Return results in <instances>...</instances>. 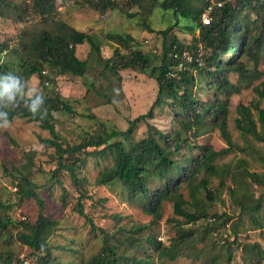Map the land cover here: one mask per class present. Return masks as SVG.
I'll return each mask as SVG.
<instances>
[{
	"label": "trees",
	"instance_id": "1",
	"mask_svg": "<svg viewBox=\"0 0 264 264\" xmlns=\"http://www.w3.org/2000/svg\"><path fill=\"white\" fill-rule=\"evenodd\" d=\"M57 1L0 0L2 19L12 16L8 9L3 11L5 6L12 8L20 21L40 16L45 23L36 31L19 33L13 44L11 36L1 37L0 76L13 72L28 82L34 75L38 78L39 92L45 98L46 116L34 118L21 105L8 112V119L36 123L49 134L38 136L44 147L53 149L56 166L48 181L60 186L64 202L67 192L60 176H67L76 192L72 210L85 218L92 232L100 233L101 248L82 264H173L180 257L196 260L195 264H264V244L247 240L249 228L264 229V80L253 86L257 99L236 106L237 116L233 121L242 145L233 139L228 129L229 96L238 92L237 85L259 75L256 65L264 56V0H229L214 11L208 24L200 21L205 0H148L152 6L160 2L175 19V23L160 31L165 38L161 50L157 53V49L155 52L134 49L124 54L115 47L112 55L106 58L102 57L100 43L93 35L57 19ZM144 1L131 0V3L144 6ZM78 2L101 14L115 7L114 0ZM179 19L186 22L188 32L193 35V50L201 44L207 54L202 55V65L187 63L186 69L178 72L177 79L167 73L178 63L173 53L187 49L178 36L170 35ZM195 30L198 31L196 35ZM106 38L123 47L128 46V39H131L129 34L121 33H107ZM83 42L89 44V57L80 59L75 47ZM154 56L159 57V62L153 65L150 61ZM95 66L101 67L99 73L108 72L118 82L122 80L119 74L122 69L148 75L157 84L155 99L146 113L128 120L125 129L98 124L94 132L70 143L56 129L55 114L76 116L77 110L72 100L58 92L57 79L67 74L85 79ZM231 75H236L237 83L232 82ZM91 77L92 80L86 82L87 90H95L111 104L113 100L96 87L97 78ZM203 84L207 86L202 87ZM206 91L212 95L202 99L201 93ZM156 105L170 108L178 127L168 133L156 129L155 134L149 127L146 136L133 139L135 125L152 118ZM198 121L216 128L225 146L215 149L211 144L198 142ZM235 151L245 156L216 163L217 158ZM88 156L98 157L97 166L105 163L98 170L94 184L120 187L130 202L140 205L151 217L149 223L130 221L128 227L117 225L111 231L94 224L84 212L83 199L89 195L84 187L86 178L80 176ZM249 160L257 161L262 170L250 169ZM34 162L32 155L25 164L4 167L11 182L16 181L18 202L34 200L37 205L36 219L20 221L21 229L15 237L32 251L31 255L36 254L37 264H54L50 258V241L58 222L45 212L46 201L40 192L46 190L48 195L49 192L43 183L31 176ZM211 177H217L221 187L229 183L227 190L237 210L235 215L207 211V203L218 198L217 190L214 192L208 187ZM256 187H261L258 194ZM184 188L188 198L184 196ZM164 202H170L173 214L181 218L175 219L174 233L167 242L159 240L152 229V224L161 218ZM11 206L9 200H0V209L4 211L0 213V237L13 223L8 214ZM245 217L248 225H245ZM2 247L0 244V264H11L14 253Z\"/></svg>",
	"mask_w": 264,
	"mask_h": 264
},
{
	"label": "rangeland",
	"instance_id": "2",
	"mask_svg": "<svg viewBox=\"0 0 264 264\" xmlns=\"http://www.w3.org/2000/svg\"><path fill=\"white\" fill-rule=\"evenodd\" d=\"M76 2L77 0H58L56 4L57 19L64 20L77 29L93 35L100 43L103 58L110 57L115 47H119L124 54H128L134 49H140L143 52L157 49L158 53L165 39L160 31L175 23L171 11L163 9L160 2H156L152 6L148 0H145L143 2L144 7L139 6V3H131V0H114L115 7L107 9L102 14L86 4ZM7 9L11 11L12 16L8 20L0 17V39L11 36V43L13 44L17 42L19 33L26 30L36 31L42 25H45L40 16H36L31 20L23 19L20 21L15 18L16 14L12 8L4 6L3 11ZM126 12L134 13V15L129 17ZM107 33L129 34L131 39H128V46L123 47L119 43L106 38ZM197 33L198 31L195 30L194 35ZM171 34L178 36L180 43L187 46V49H191L190 51H198L197 53L200 54L201 59L203 54H207L202 50L201 44H198L197 49L193 50V35L188 32L186 22L181 19H179L178 25L173 26ZM89 51L90 47L87 42L75 47V54L80 59L88 58ZM158 62L159 57L156 56L150 61L153 65ZM100 68V66H95L90 70L89 75L85 76V79L70 74L59 76L57 79L58 92L72 100L74 108L77 110L76 116L64 115L61 112L55 114L56 129L70 143L79 141L88 132H94V128L98 124L125 129L128 126V120L146 113L155 99L157 84L148 75L134 69H122L119 71L122 80L118 82L108 72L99 73ZM256 68L259 71L258 77H252L250 81L240 83L237 85L238 92L229 96L228 129L233 139L241 145L242 141L233 121L237 116L236 106L239 103L247 105L250 101L258 98L253 86L264 80V56L260 59ZM45 72L46 70H44ZM91 75L97 78L96 87L99 91L102 94L106 93L113 100L111 104L106 103L105 97L95 90H87L86 82L92 80ZM178 77L177 75L176 78L178 79ZM231 80L237 83L236 75H231ZM28 83L37 88L38 91L41 90L36 75L32 76ZM206 86L207 84L202 85V87ZM210 95H212V92L206 91L205 94L201 93V98L205 99L204 96ZM87 115L93 117L90 118ZM202 124L201 121L196 124L199 133L198 142L211 144L215 149L225 146V142L216 128ZM149 127L152 128V132L158 129L163 133H168L176 129L178 123L175 121L170 108L156 105L153 108L152 118H147L135 125L133 139L146 136ZM38 136L47 137L49 134L41 130L36 123L19 118L11 121L8 129H0V200L3 202L9 200L12 203V206L8 209V214L13 219V223L7 227L6 233L0 237L2 250L6 248L14 253L11 264H20L19 256H26L34 264L38 263L36 254L31 255L30 252L32 251L17 241L15 237V234L21 229L20 221H34L36 219L37 205L34 200L18 202L16 191L13 189V186H16V181L12 183L11 179L4 173V167L9 168L11 165L25 164L33 155L35 162L32 165L33 172L31 176L35 181L43 183L48 188L49 195L46 190L40 192L46 201L45 212L58 222L57 230L52 234L50 241V258L54 264H82L84 260L86 261L101 248V235L97 231L92 232L85 218L72 210L71 207L76 201V192L67 176H60L67 192L64 202L61 201L62 191L60 186L48 181L51 170L56 166L52 158L53 149L44 147L38 140ZM254 146L257 147L256 143ZM181 153H184V150ZM193 153H196V150ZM239 156L245 155H242L239 151L231 152L217 158L216 163L234 161L235 157ZM97 160H99L98 157L88 156L80 173V176L86 178L84 187L89 195V197L83 199L85 214L93 220L96 226L104 227L110 231L115 229L117 225L128 227L131 222L149 223L151 217L142 211L140 205L130 202L120 187L110 188L94 184V178L98 170L105 164L103 162L100 166H97ZM249 167L252 170H262L257 161L249 160ZM228 186L229 183L227 182L226 186L221 187L217 177L210 178L208 187L214 189V192L215 189L217 190L216 193L218 192V198L214 202H206L207 211L210 214L224 211L234 215L237 213L229 196ZM260 189L261 187L255 188L256 194L259 193ZM183 192L184 196L188 198L187 189L184 188ZM203 199L207 200L205 195H203ZM0 213L3 214L4 211L0 209ZM177 218L181 220L180 217L173 214L172 204L164 202L161 218L155 224H152L153 232L159 240L167 242L168 238L173 235L176 226L175 219ZM244 222L245 225H248L246 217ZM259 232L258 229L249 228L247 240H257L264 244V230L261 233ZM10 234H12V237H10ZM236 256L239 261V252L237 251ZM172 263L195 264L196 260L180 257Z\"/></svg>",
	"mask_w": 264,
	"mask_h": 264
},
{
	"label": "clouds",
	"instance_id": "3",
	"mask_svg": "<svg viewBox=\"0 0 264 264\" xmlns=\"http://www.w3.org/2000/svg\"><path fill=\"white\" fill-rule=\"evenodd\" d=\"M44 96L37 88L31 86L21 76L9 72L0 76V129H8L11 122L8 112L21 105L35 118L43 119L47 111L44 109Z\"/></svg>",
	"mask_w": 264,
	"mask_h": 264
},
{
	"label": "built area",
	"instance_id": "4",
	"mask_svg": "<svg viewBox=\"0 0 264 264\" xmlns=\"http://www.w3.org/2000/svg\"><path fill=\"white\" fill-rule=\"evenodd\" d=\"M229 0H205V4L202 12L200 13V21L203 24H208L212 20L213 13L216 9L223 6L225 2ZM147 42V40H145ZM155 52L156 50L153 49ZM173 57L178 59V63L173 71L167 73L168 76L177 77L178 72L186 69L187 63H197L202 65V60L199 53L190 51L188 49L182 50L181 52L173 53ZM13 189L16 190V187L13 186ZM24 218V217H23ZM20 264H34L32 260L26 256H19Z\"/></svg>",
	"mask_w": 264,
	"mask_h": 264
},
{
	"label": "crops",
	"instance_id": "5",
	"mask_svg": "<svg viewBox=\"0 0 264 264\" xmlns=\"http://www.w3.org/2000/svg\"><path fill=\"white\" fill-rule=\"evenodd\" d=\"M262 230H264V229H262ZM262 231H260L259 233H261Z\"/></svg>",
	"mask_w": 264,
	"mask_h": 264
}]
</instances>
